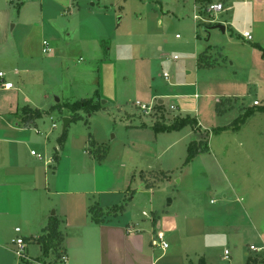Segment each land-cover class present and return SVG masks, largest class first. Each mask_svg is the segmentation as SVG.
I'll list each match as a JSON object with an SVG mask.
<instances>
[{
	"label": "rangeland",
	"instance_id": "obj_1",
	"mask_svg": "<svg viewBox=\"0 0 264 264\" xmlns=\"http://www.w3.org/2000/svg\"><path fill=\"white\" fill-rule=\"evenodd\" d=\"M216 2L222 11H203ZM202 52L206 65L199 67ZM0 70L15 84L0 87V132L15 125L18 107L42 111L22 135L12 131L25 140L11 143L24 163L19 173L35 174L38 191L29 194L33 216L9 217L8 234L11 226L19 235L40 233L44 205L78 241L66 210L78 220L90 205L123 204L111 218L138 228L157 264H247V255L264 261V249H250L264 246V0H0ZM83 98L99 99L100 109H81L74 120L65 103ZM220 99L225 111L218 114ZM186 117L198 126L154 128ZM194 139L208 150L185 163ZM97 148L106 150L101 161L90 153ZM159 172L167 178L157 181ZM169 218L179 233L165 231L162 249L151 239ZM26 251L43 264H62L33 238ZM9 255L8 263L23 264Z\"/></svg>",
	"mask_w": 264,
	"mask_h": 264
},
{
	"label": "crops",
	"instance_id": "obj_2",
	"mask_svg": "<svg viewBox=\"0 0 264 264\" xmlns=\"http://www.w3.org/2000/svg\"><path fill=\"white\" fill-rule=\"evenodd\" d=\"M92 4L94 3L92 2ZM223 31H225V27ZM194 48L195 51L199 50L198 44H196ZM25 107L34 109L25 105L20 108L18 107L14 113L17 119L14 121L15 125L9 126L7 130H2L0 132V264H10L8 263V258L10 257L9 254L13 253V251L8 243L11 242L16 235H19V232H16V228L19 226H11L12 232L9 234L7 233V222L9 217H32V211L28 208L30 204L29 201L31 200L29 194L32 190L38 191V188L33 183L34 181H32L35 174L30 172L19 173V169L23 167L24 163L18 153V147L11 144L18 143V145H20L25 143L24 139H17L18 137L14 136L12 131H14L15 134L22 135V133L26 131V127L22 126L23 124L36 125L37 119L24 120ZM169 118L174 119L172 116H169ZM26 139H29V137ZM14 163H16V165H13ZM28 189L30 190L28 191ZM46 191L48 194L51 193L50 188ZM45 204L47 205V203ZM91 206L93 205L88 207V215L84 212V218L82 219L73 220L71 213L69 215L67 210L66 215L64 214L68 227L74 228L79 238V240L76 241V239L75 242L71 240V229H67L66 234H64L61 228H59L63 234L62 248L68 257V264H157L158 260L153 255V247L146 244L144 236L139 232L138 228L134 227L132 223H126L124 225L120 221H113V215L110 216L109 214L104 216V221L102 223H96L92 220L89 212ZM42 207L40 220H38V225L41 226V232L32 235L30 232L31 230L25 229L31 236L22 235L27 243L32 241L33 238V241L37 242L40 247V243L36 241L35 238L44 232V228L51 220H56L50 214L51 207L48 209L47 206L44 207V205H42ZM103 211L106 210L103 209ZM53 214L55 215L56 213ZM157 220L158 219L155 220V225L158 223ZM160 225L164 228L163 230H159L162 232L178 230L177 223L174 219L169 218L160 220ZM91 253H93V256L89 255ZM169 255L171 256L172 254L169 253L166 257ZM173 257H176V255L173 254ZM34 259L39 260V258L36 257ZM22 263L24 264L23 261ZM44 263L51 264L45 261Z\"/></svg>",
	"mask_w": 264,
	"mask_h": 264
},
{
	"label": "trees",
	"instance_id": "obj_3",
	"mask_svg": "<svg viewBox=\"0 0 264 264\" xmlns=\"http://www.w3.org/2000/svg\"><path fill=\"white\" fill-rule=\"evenodd\" d=\"M208 25L209 24H205V27H208ZM205 56H206L205 52L199 54L198 56L199 67H203L206 65L204 63L207 59ZM207 65H211L209 61L207 62ZM223 104H224V100L221 99L216 102L215 108L218 114L225 111ZM65 107L71 111L72 119L78 120L81 118V115L78 113L79 110L84 109L86 110L87 113H92L100 109V103H99V99L94 100V98H83L71 103H65ZM229 107H231V103H229ZM24 114H25L24 120L26 121L35 120L42 116V111L38 108L31 109L29 107H25ZM242 121L243 120L238 118L237 120L234 121V123L238 125ZM186 125H192L193 127H196L198 126V123L195 118L186 117V118H178L176 120H173L169 124H163V122L158 121L154 125V128L157 131H162V130L170 131V130H178ZM221 129H225V128H221ZM65 135L66 132H63L62 135L60 136V143L64 141ZM204 143L205 142L202 139L200 140L194 139L190 142V144L188 145V152L185 163L190 162L198 153L208 150V145L206 146L207 142L205 143V146ZM90 153H92V155H94V157H96L98 161H101L102 157L104 158L106 156V150H103L101 148H97L95 151L90 150ZM53 160L55 162H58L59 160V152L57 148L55 149V152L53 154ZM165 173L166 172L156 173L155 179H157L158 177L157 174H160V177L158 178L159 180L157 179V181L167 178L168 175ZM145 181L147 187H152L155 184V182L151 183L150 181H148V179H145ZM123 208L124 205L120 204L118 206H113L112 208L106 211H103L100 208V206L93 205L89 208V212L94 222L102 223L104 221V216L106 214L117 216L118 212L121 211ZM35 240L40 243L46 258L47 257L49 258L50 254L54 255L55 257H58L60 250L63 249L62 248L63 234L59 230L58 223L56 222V220H51L50 223L44 228V232L40 236L35 238ZM199 264H202V260L200 261ZM247 264H264V261L262 260L261 257L257 258L255 256L248 255Z\"/></svg>",
	"mask_w": 264,
	"mask_h": 264
},
{
	"label": "built area",
	"instance_id": "obj_4",
	"mask_svg": "<svg viewBox=\"0 0 264 264\" xmlns=\"http://www.w3.org/2000/svg\"><path fill=\"white\" fill-rule=\"evenodd\" d=\"M224 9V5L222 2H216V3H208L205 8H203L204 12H219L222 11ZM196 20L200 19V15L197 13H194L193 16ZM242 37L247 39V40H252L253 37L251 35V33L249 31H244L242 32ZM177 38H179V35H176ZM50 50V48L48 47V42L46 40L43 41V52H48ZM174 58H176V56H174ZM164 77H168L167 73H164ZM0 87H2L3 89H13L15 88V84L12 81H8L6 80V73L4 71L0 70ZM137 105H139L142 109L147 110L148 107L145 104H141L140 102H136ZM255 105H260L258 100L254 101ZM171 109H176V106L171 105L170 107ZM55 126V124L53 125ZM31 154L41 158V155L37 152H35L34 150H31ZM213 202V201H212ZM16 232H20V228H16ZM15 248L13 250L14 254L22 259V261L24 262V264H43L40 262V260L34 259L30 256H28L27 251H26V240L22 235H16V237H14L11 241ZM152 243L154 245H158L160 246L162 249H166L168 248V243L165 240V235L164 232L162 231H158L157 233L154 232L153 233V238H152ZM250 249L253 251H258L260 249H264V246H259L256 247L255 245H251ZM230 253L226 250L224 251V257L225 258H229ZM56 259H58L59 262H61L62 264H66L68 262V257L65 253V251H63V249L60 250L59 256L56 257Z\"/></svg>",
	"mask_w": 264,
	"mask_h": 264
},
{
	"label": "water",
	"instance_id": "obj_5",
	"mask_svg": "<svg viewBox=\"0 0 264 264\" xmlns=\"http://www.w3.org/2000/svg\"><path fill=\"white\" fill-rule=\"evenodd\" d=\"M120 18H121V17H119L118 19H120ZM219 27L222 28V30H224V26H223V25H220ZM160 102H161V101H160ZM70 120H71L70 118H66V119H65V128H66L67 125L69 124Z\"/></svg>",
	"mask_w": 264,
	"mask_h": 264
}]
</instances>
